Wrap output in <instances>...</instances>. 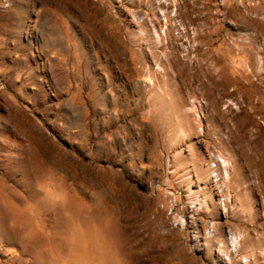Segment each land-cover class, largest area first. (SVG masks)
<instances>
[{
    "label": "rangeland",
    "instance_id": "rangeland-1",
    "mask_svg": "<svg viewBox=\"0 0 264 264\" xmlns=\"http://www.w3.org/2000/svg\"><path fill=\"white\" fill-rule=\"evenodd\" d=\"M0 264H264V0H0Z\"/></svg>",
    "mask_w": 264,
    "mask_h": 264
},
{
    "label": "bare ground",
    "instance_id": "bare-ground-1",
    "mask_svg": "<svg viewBox=\"0 0 264 264\" xmlns=\"http://www.w3.org/2000/svg\"><path fill=\"white\" fill-rule=\"evenodd\" d=\"M227 239H228L230 246H232V250L237 251V249H238L237 246H238V242H239L240 238L238 236L231 234Z\"/></svg>",
    "mask_w": 264,
    "mask_h": 264
}]
</instances>
